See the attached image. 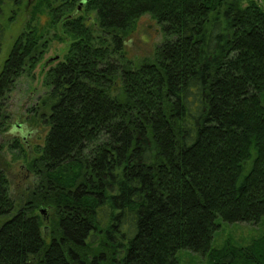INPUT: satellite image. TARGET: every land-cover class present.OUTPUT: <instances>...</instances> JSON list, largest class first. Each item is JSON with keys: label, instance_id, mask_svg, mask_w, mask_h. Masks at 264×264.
I'll use <instances>...</instances> for the list:
<instances>
[{"label": "trees", "instance_id": "1", "mask_svg": "<svg viewBox=\"0 0 264 264\" xmlns=\"http://www.w3.org/2000/svg\"><path fill=\"white\" fill-rule=\"evenodd\" d=\"M55 2L36 0L0 64L1 157L10 95L49 47L41 9L69 40L31 109L43 146H11L32 179L20 202L0 168V264H264V234L212 247L218 219L264 217V0ZM145 15L164 40L135 65L126 39Z\"/></svg>", "mask_w": 264, "mask_h": 264}, {"label": "rangeland", "instance_id": "2", "mask_svg": "<svg viewBox=\"0 0 264 264\" xmlns=\"http://www.w3.org/2000/svg\"><path fill=\"white\" fill-rule=\"evenodd\" d=\"M53 1L59 3V0ZM2 2L0 14L5 32L2 39L0 64L8 57L15 39L26 29L28 21L31 20L32 6L36 0H30V4L25 2L19 7H16L10 0H2ZM93 18H95L94 14L91 15L92 21ZM32 25L37 28L39 34L50 40L49 47L35 70L30 75H23L17 81L16 89L11 93L8 101L11 114L10 128L1 141L4 149L0 157V168H3L9 177L12 197L17 202H20L32 179L26 171L22 156L18 151L11 149V146L16 139H19L29 151H33L37 146H43L49 128L46 122L40 121L31 109L37 107L40 97L47 91L44 86L45 73L63 61L69 48V40H66L61 27L51 26V18L46 8L40 10ZM55 36L62 37L64 40L60 41ZM163 40L161 27L150 15H145L126 39V54L135 65H139L153 59L156 47ZM42 113H46V110L40 109V116ZM217 224L220 227L212 243L214 249H221L228 244L245 246L264 234V217L257 226L228 224L220 219ZM178 256L180 264H210L206 257L191 251H182Z\"/></svg>", "mask_w": 264, "mask_h": 264}, {"label": "water", "instance_id": "3", "mask_svg": "<svg viewBox=\"0 0 264 264\" xmlns=\"http://www.w3.org/2000/svg\"><path fill=\"white\" fill-rule=\"evenodd\" d=\"M41 213H42V214H43V213H45V210H44V209H42V210H41Z\"/></svg>", "mask_w": 264, "mask_h": 264}, {"label": "flooded vegetation", "instance_id": "4", "mask_svg": "<svg viewBox=\"0 0 264 264\" xmlns=\"http://www.w3.org/2000/svg\"><path fill=\"white\" fill-rule=\"evenodd\" d=\"M27 171V170H26ZM28 172V171H27ZM29 173V172H28ZM30 174V173H29ZM31 175V174H30Z\"/></svg>", "mask_w": 264, "mask_h": 264}]
</instances>
